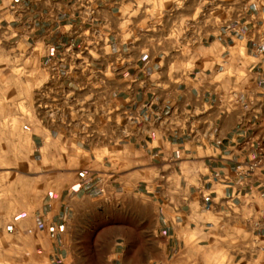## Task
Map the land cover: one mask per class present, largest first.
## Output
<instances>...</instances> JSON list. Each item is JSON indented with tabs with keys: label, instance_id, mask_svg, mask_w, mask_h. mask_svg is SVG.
Returning <instances> with one entry per match:
<instances>
[{
	"label": "crops",
	"instance_id": "obj_1",
	"mask_svg": "<svg viewBox=\"0 0 264 264\" xmlns=\"http://www.w3.org/2000/svg\"><path fill=\"white\" fill-rule=\"evenodd\" d=\"M0 42L48 75L33 153L82 155L43 264H264V0H0ZM106 194L91 253L73 220Z\"/></svg>",
	"mask_w": 264,
	"mask_h": 264
},
{
	"label": "rangeland",
	"instance_id": "obj_2",
	"mask_svg": "<svg viewBox=\"0 0 264 264\" xmlns=\"http://www.w3.org/2000/svg\"><path fill=\"white\" fill-rule=\"evenodd\" d=\"M47 73L16 47L0 42V264H43L32 233L43 224L38 215L82 167L76 151L33 153L27 131L49 108ZM91 213V215H90ZM73 223L95 227L85 233L89 252L110 237L124 214L106 194L81 204ZM39 218L41 221H39ZM72 221V218H70Z\"/></svg>",
	"mask_w": 264,
	"mask_h": 264
},
{
	"label": "built area",
	"instance_id": "obj_3",
	"mask_svg": "<svg viewBox=\"0 0 264 264\" xmlns=\"http://www.w3.org/2000/svg\"><path fill=\"white\" fill-rule=\"evenodd\" d=\"M261 161H263V158H261L260 160H259V162H261ZM255 167V165H252V166H250V168L252 169V168H254ZM264 195H262V197H263Z\"/></svg>",
	"mask_w": 264,
	"mask_h": 264
}]
</instances>
